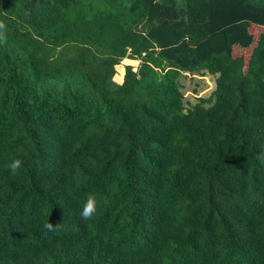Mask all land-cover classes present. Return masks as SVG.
I'll return each mask as SVG.
<instances>
[{"label":"trees","instance_id":"trees-1","mask_svg":"<svg viewBox=\"0 0 264 264\" xmlns=\"http://www.w3.org/2000/svg\"><path fill=\"white\" fill-rule=\"evenodd\" d=\"M0 23V264H264V32L231 55L264 0H0Z\"/></svg>","mask_w":264,"mask_h":264},{"label":"rangeland","instance_id":"rangeland-1","mask_svg":"<svg viewBox=\"0 0 264 264\" xmlns=\"http://www.w3.org/2000/svg\"><path fill=\"white\" fill-rule=\"evenodd\" d=\"M235 30H236V34H238L237 42L240 43V48H241L240 50L239 49L238 50L242 52L247 50L248 51L247 53L244 54H241L240 52L234 53V51L237 49H234L232 46L231 55L234 57H242L244 61H246L252 48L255 46L256 39L259 37L261 33L264 32V28L250 25L248 29L241 31V27H238V30L237 29ZM126 60H129L131 62L127 64V63H123L122 62L123 60H121L120 63L118 64V66L122 67L123 69V76L126 66H130L133 71H137V68L139 67L140 64V61L136 59L133 60L126 58ZM115 73H116V69H115ZM181 84H182V91L184 92V96L186 97L187 101H189V103L195 102L196 98L207 97L214 88L213 79L208 75L206 76L187 75L186 78L181 80Z\"/></svg>","mask_w":264,"mask_h":264},{"label":"clouds","instance_id":"clouds-1","mask_svg":"<svg viewBox=\"0 0 264 264\" xmlns=\"http://www.w3.org/2000/svg\"><path fill=\"white\" fill-rule=\"evenodd\" d=\"M4 29L5 25L3 23H0V43L6 42V37L4 35ZM257 159L264 160V150H261L260 153L257 155ZM22 160L20 159H14L11 164L9 165L10 171L12 175H15L17 171L22 167ZM97 212V202L94 196H89L86 202L84 203L80 216L83 220H91L93 216ZM44 227L48 231L54 230V225L52 223H47L44 225Z\"/></svg>","mask_w":264,"mask_h":264}]
</instances>
